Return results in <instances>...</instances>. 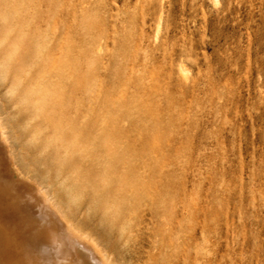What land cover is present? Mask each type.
I'll return each mask as SVG.
<instances>
[{
    "label": "rangeland",
    "instance_id": "obj_1",
    "mask_svg": "<svg viewBox=\"0 0 264 264\" xmlns=\"http://www.w3.org/2000/svg\"><path fill=\"white\" fill-rule=\"evenodd\" d=\"M0 115L112 264H264V0H0Z\"/></svg>",
    "mask_w": 264,
    "mask_h": 264
},
{
    "label": "bare ground",
    "instance_id": "obj_2",
    "mask_svg": "<svg viewBox=\"0 0 264 264\" xmlns=\"http://www.w3.org/2000/svg\"><path fill=\"white\" fill-rule=\"evenodd\" d=\"M82 121L86 128L87 109ZM64 190L66 177L45 173L38 180L18 165L0 115V231L8 244L0 247V264H112L101 244L62 213L55 193Z\"/></svg>",
    "mask_w": 264,
    "mask_h": 264
}]
</instances>
